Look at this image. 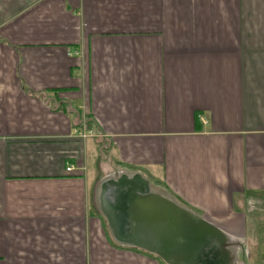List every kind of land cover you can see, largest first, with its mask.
<instances>
[{
    "label": "crops",
    "instance_id": "crops-1",
    "mask_svg": "<svg viewBox=\"0 0 264 264\" xmlns=\"http://www.w3.org/2000/svg\"><path fill=\"white\" fill-rule=\"evenodd\" d=\"M115 170L264 264V0H0V264L176 263V211L154 249L113 240Z\"/></svg>",
    "mask_w": 264,
    "mask_h": 264
},
{
    "label": "water",
    "instance_id": "water-1",
    "mask_svg": "<svg viewBox=\"0 0 264 264\" xmlns=\"http://www.w3.org/2000/svg\"><path fill=\"white\" fill-rule=\"evenodd\" d=\"M157 189L141 173L131 171L107 175L97 183L95 203L117 244L154 249L160 243L157 222L162 218L170 230L171 216L166 211L173 210L180 216L181 255L172 264H236L238 242H232L224 232L190 210L160 196ZM161 232L165 247L160 250L167 254L171 235L162 228Z\"/></svg>",
    "mask_w": 264,
    "mask_h": 264
},
{
    "label": "rangeland",
    "instance_id": "rangeland-1",
    "mask_svg": "<svg viewBox=\"0 0 264 264\" xmlns=\"http://www.w3.org/2000/svg\"><path fill=\"white\" fill-rule=\"evenodd\" d=\"M117 173V171L115 170V172H111V175H115ZM264 225H258V227L254 230H251V232H249V234L256 238L257 241H260V243L262 244L261 250L264 253ZM254 227V225L252 226ZM250 237V236H249Z\"/></svg>",
    "mask_w": 264,
    "mask_h": 264
},
{
    "label": "built area",
    "instance_id": "built-area-1",
    "mask_svg": "<svg viewBox=\"0 0 264 264\" xmlns=\"http://www.w3.org/2000/svg\"><path fill=\"white\" fill-rule=\"evenodd\" d=\"M76 135H77L78 137H80V138H86V137L89 136L90 134H89V132L78 131V132L76 133ZM65 170H66V171H71V170H73V168H72L71 165H69V166H67V167L65 168Z\"/></svg>",
    "mask_w": 264,
    "mask_h": 264
}]
</instances>
